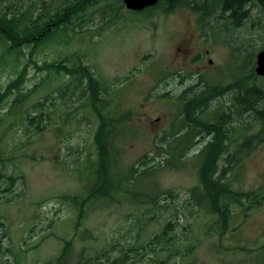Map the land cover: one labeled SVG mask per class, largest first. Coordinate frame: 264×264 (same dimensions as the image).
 I'll list each match as a JSON object with an SVG mask.
<instances>
[{"label": "rangeland", "instance_id": "1", "mask_svg": "<svg viewBox=\"0 0 264 264\" xmlns=\"http://www.w3.org/2000/svg\"><path fill=\"white\" fill-rule=\"evenodd\" d=\"M250 9L241 26L218 17L207 29L200 26L198 14L189 7L169 13L156 10L149 16L124 8L114 23L93 12L92 20L80 33L69 32L60 43L45 44L33 58L42 65L67 55L76 59L75 54H84L83 64L102 84L101 97L108 102V107L100 111L126 119L121 129L112 133L119 176L124 178L133 165L141 171L143 159L164 165L162 155L181 134L178 114L182 102L178 97L185 89L197 83L231 86V73L240 74L231 63L234 54L249 57L255 72L257 53L264 48V16L256 1ZM178 47L182 51L188 47L187 55ZM30 50L24 49L17 69L27 63ZM47 75L31 62L24 92ZM14 76L11 60L1 57L0 84H7ZM72 80L70 75H53L46 79L47 86L32 96L29 104L45 100L49 90L53 92L50 99L57 105L46 101L51 111L46 129L38 132L23 119H14V126L4 130V145L13 158L7 171L22 177L12 188L0 179V264H48L60 254L65 239L71 241L67 264H97L91 253L94 249L110 248L114 254L112 244L118 240L141 238L145 243L169 219L175 222L170 241L181 238L171 246V256L162 240L137 255L131 254L135 260L127 264H263L255 251L264 244V201L248 210L249 214L241 205H234L236 213L225 230L203 206L191 203V190L199 186L195 153L207 136L197 141L192 137L177 164L158 167L136 184L129 183L130 189L119 191L117 200H90L81 206L96 184L95 134L101 118L90 93L74 88ZM67 82L71 88L63 99L57 88ZM256 82L264 85V78ZM13 97L6 101V107ZM231 98L232 94L220 95L211 107L219 112L229 110ZM238 109L235 105L234 114ZM240 119L236 126L237 130L238 125L242 127L241 140L245 135L252 140L240 166H234L226 179L239 190L264 191V133L262 138L254 136L259 123L252 117L242 113ZM161 141L168 151L162 149L159 154L155 145ZM234 146L235 141L231 151ZM136 198L142 203H136ZM151 200L156 204L147 203ZM80 224L78 231L89 229L91 236H77Z\"/></svg>", "mask_w": 264, "mask_h": 264}, {"label": "trees", "instance_id": "2", "mask_svg": "<svg viewBox=\"0 0 264 264\" xmlns=\"http://www.w3.org/2000/svg\"><path fill=\"white\" fill-rule=\"evenodd\" d=\"M104 1L107 3L104 4ZM255 1L264 16V0H159L153 6L140 11L131 10V12L149 16L156 10L169 13L178 7H189L198 14L197 20L202 28H210L213 20L218 17L230 20L234 26H241L244 20L249 17L250 5ZM124 8L126 6L123 0H117L114 3H109L108 0H10L3 3V0H0V48L2 50L0 58L6 56L11 60L15 74L7 84H0V179L7 182L9 188H12L13 183L22 177V175L15 176L7 171L8 163H12L13 158L4 145L5 128L8 129L12 126L14 119H23L38 132L46 129L49 123L46 119H51V111L48 109L46 101L49 100L52 106L57 105L54 100L50 99L52 90H49L45 100H37L33 104H29V102L39 88L44 89L47 86L46 79H52L53 75H70L74 80V88L81 87V92L90 93L91 103L96 110L98 109L101 118L95 134L97 160L94 192L84 198L85 201H80L81 204L78 203L77 197H73V201L84 206L85 202L90 200H117L119 191L123 190L124 192L130 189L129 183L136 184L140 177L148 172L158 170V167L177 164L180 158L185 156L183 155L185 144L192 142L194 137L197 141L201 136H207L203 147L195 153L198 163L199 186L191 190V203L195 206H203L208 211L207 213L215 217L225 230L236 213V210L233 211L234 205H241L245 208L244 213L249 214L248 210L256 208L264 201V191L239 190L226 179L234 166H240L241 160L244 158L243 154L247 153V143L252 140L250 135H245L241 140L244 134L241 125H238L237 130L236 124L242 121L240 119L242 113L259 123L258 133L254 136L264 133V85L256 82V79H260L261 76L257 78L253 61L249 57L241 58L238 54L232 56L231 63H235L240 69V74L233 76L231 73V80H233L231 86L220 88L216 84L202 86L197 83L186 91L184 90L185 92L178 97L182 102V109L178 114L181 119L179 124L182 128L181 134H174L178 136L173 138L174 141L171 142L169 151L164 149L163 141L155 145L159 154L162 149L168 151L162 155L164 165H161L160 162L143 159L141 167L144 168L140 171L133 165L129 170V175L124 178L119 176L118 160L113 146L115 134L112 133L120 130L126 119L114 118L109 114L110 112L103 114L100 111V108L108 107V102L101 97L103 94L102 84L89 66L83 64L84 54H75L77 55L76 59L73 58L74 55H67L58 60L45 61L42 65H39L33 58V55L45 44L60 43L69 35V32L80 33L82 27L92 20L93 12L101 13L103 19H106L107 16L106 21L114 23L121 16ZM215 26L218 27V25ZM221 29L223 30V28ZM25 48H31L30 56L27 63L21 69H17L20 65L21 55L25 54ZM31 62L39 71H46L48 75L43 77L42 81L37 83L33 89L24 92L27 67ZM85 80H87L86 83H84ZM70 88L71 85L67 82L59 85L57 90L64 99L65 96H68ZM225 94H232L229 113L222 109L220 110L223 112H219L218 108L213 110L212 101ZM12 96H14L13 99L6 107V101H9ZM235 105L239 109L234 114ZM221 108L225 109L223 106ZM236 114L237 116H235ZM5 122L8 123L5 124ZM262 137L263 135L259 138ZM234 141V151H231L230 147ZM179 147L182 149L178 153ZM166 153L169 157L166 156ZM135 200L136 203H142L138 198ZM147 203L156 204L152 200ZM81 218L82 216L78 222H81ZM80 226L81 224L78 225L75 232L77 236L84 239L88 237V233L91 236L89 229L78 231ZM174 226L173 219H169L163 228L145 243L141 238L126 242L118 240L112 244L114 254L110 248L94 249L91 253L97 260V264H127L135 260V256H131V254L137 255L147 246L152 247L163 240L170 257L173 251L171 246L181 239L175 237L170 241ZM64 243L60 254L52 258L48 264H67L69 262L71 241L65 239ZM255 252L264 264V244Z\"/></svg>", "mask_w": 264, "mask_h": 264}, {"label": "water", "instance_id": "3", "mask_svg": "<svg viewBox=\"0 0 264 264\" xmlns=\"http://www.w3.org/2000/svg\"><path fill=\"white\" fill-rule=\"evenodd\" d=\"M159 0H123L126 8L132 11H140L155 5ZM255 73L264 77V48L257 53Z\"/></svg>", "mask_w": 264, "mask_h": 264}, {"label": "flooded vegetation", "instance_id": "4", "mask_svg": "<svg viewBox=\"0 0 264 264\" xmlns=\"http://www.w3.org/2000/svg\"><path fill=\"white\" fill-rule=\"evenodd\" d=\"M186 49L189 50L188 47H187V48L184 49V51H185V52H184V51L181 50V48L178 47V50H179L180 52H184L183 55H187L188 52H187ZM192 53H193V52H192ZM210 62H212V60H210ZM201 72H202V71L196 72V74H200ZM192 74H195V73H192ZM192 74H191V75H192ZM191 75H189V76H191ZM189 78H191V77H189ZM186 90H187V89H185V91H186ZM185 91H183V92H185ZM227 113H229V110H227Z\"/></svg>", "mask_w": 264, "mask_h": 264}]
</instances>
